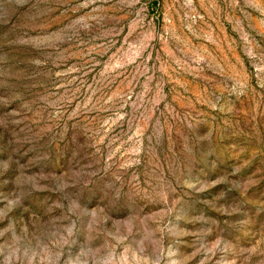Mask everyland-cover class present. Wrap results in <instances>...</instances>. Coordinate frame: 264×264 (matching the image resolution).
<instances>
[{
	"label": "rangeland",
	"instance_id": "rangeland-1",
	"mask_svg": "<svg viewBox=\"0 0 264 264\" xmlns=\"http://www.w3.org/2000/svg\"><path fill=\"white\" fill-rule=\"evenodd\" d=\"M264 264V0H0V264Z\"/></svg>",
	"mask_w": 264,
	"mask_h": 264
},
{
	"label": "clouds",
	"instance_id": "clouds-1",
	"mask_svg": "<svg viewBox=\"0 0 264 264\" xmlns=\"http://www.w3.org/2000/svg\"><path fill=\"white\" fill-rule=\"evenodd\" d=\"M46 264H54V262L51 260V258H48V259L46 260Z\"/></svg>",
	"mask_w": 264,
	"mask_h": 264
}]
</instances>
